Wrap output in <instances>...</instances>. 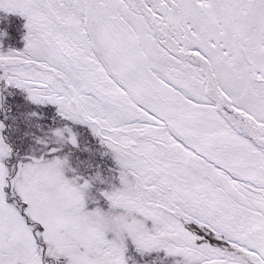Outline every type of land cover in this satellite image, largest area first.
Here are the masks:
<instances>
[{
	"label": "snow or ice",
	"instance_id": "1",
	"mask_svg": "<svg viewBox=\"0 0 264 264\" xmlns=\"http://www.w3.org/2000/svg\"><path fill=\"white\" fill-rule=\"evenodd\" d=\"M0 264H264V0H0Z\"/></svg>",
	"mask_w": 264,
	"mask_h": 264
}]
</instances>
